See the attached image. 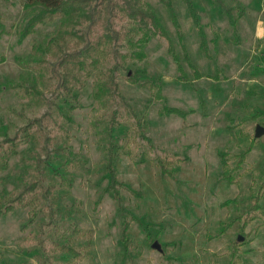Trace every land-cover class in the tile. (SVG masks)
<instances>
[{
	"label": "rangeland",
	"instance_id": "1",
	"mask_svg": "<svg viewBox=\"0 0 264 264\" xmlns=\"http://www.w3.org/2000/svg\"><path fill=\"white\" fill-rule=\"evenodd\" d=\"M145 1L170 36L190 81L178 79L167 43L159 38L145 48V61L129 62V67L145 71L138 75L141 83L159 84L169 107L194 113L186 119L159 116L161 102L129 84L128 74L120 71L121 94L148 122L147 135L155 147L151 160L141 164L127 154L139 151L136 143L144 144L134 137L132 122L121 120L111 127L103 119L113 110L124 113V104L102 109L93 99L94 76L78 91L79 104L59 92L51 58L39 50L56 35L59 22L40 26L21 41L20 32L38 10H26L24 0H0L7 32L0 42V144L26 135L24 129L41 122L39 141L23 138L8 170L0 172V205L15 207L0 218V264H38L43 249L53 242L83 249L87 258L58 255L50 264H232L235 249L245 253L244 264H264L263 222L247 229L256 232L249 238L241 236L238 221L217 236L223 223L248 213L252 182L256 191L264 182V134L256 137L257 128H264V0H222V5L194 0L208 54L184 0H172L182 40L168 9L158 0ZM225 9H232L237 32ZM183 48L202 79L194 78ZM27 59L38 64L19 61ZM27 82L42 96L25 97L22 86ZM253 141L246 163L237 171V157ZM143 147L140 151H147ZM109 150L116 156L121 203L110 190ZM158 159L171 163L178 173L164 174ZM223 162L239 184H229ZM36 182L35 192L27 195L28 207H19L21 191ZM125 221L130 222L126 234L131 245L122 241ZM75 229L94 232L90 247L88 239L72 234ZM155 242L161 251L153 247Z\"/></svg>",
	"mask_w": 264,
	"mask_h": 264
},
{
	"label": "trees",
	"instance_id": "2",
	"mask_svg": "<svg viewBox=\"0 0 264 264\" xmlns=\"http://www.w3.org/2000/svg\"><path fill=\"white\" fill-rule=\"evenodd\" d=\"M158 1L170 12L173 25L180 36V40H182L181 26L176 16L173 1ZM184 1L200 37L201 48L208 54V40L205 33V26L199 19L194 0ZM214 2L218 5L223 4L222 0H214ZM24 8L26 10L36 9L38 11L27 21L20 32L21 41L33 35L38 27L59 22L60 28L56 35L48 37L45 41V49L40 48L39 50H44V55L50 56L52 73L58 79L57 88L62 95L79 104V92L84 89L85 81L94 76L93 99L102 109L107 110L115 102L124 104V113L113 110L110 113H105L106 117L103 119L111 127L117 124L119 125L121 120H129L132 122V125L135 127L133 132L134 137L137 136L144 142L143 145H145L144 147L147 148V151H140L143 145L136 143L139 151L133 155L128 152V156L137 157V159H140L141 164H144L151 160L149 156L154 153L155 147L147 135L148 122L145 118H140L136 114V111L129 106L121 94L118 82L120 71H125L128 74L127 81L129 84L146 89L152 98L161 102L162 107L158 112L159 116H173L186 119L194 113V111L185 112L177 108L169 107L167 100L162 94L160 85L155 82L141 83L138 75L145 74V71L139 69L133 71L129 67V62L141 63L145 61L147 58L145 48L152 39L159 38L165 40L167 43V53L176 64L180 75L178 79L184 82L190 81L183 70L181 60L170 36L158 16L147 8L145 0H24ZM225 13L230 26L234 29V32H237V19L232 9H225ZM243 16L244 13L240 12L239 17L242 18ZM6 34L4 19L0 13V42ZM183 53L185 61L193 71L194 78L196 80L202 79V74L191 63L185 48H183ZM19 61L23 65L29 62H36L38 64L36 59ZM41 64L43 65L44 63ZM111 64L113 65L111 66ZM219 79L221 77L217 75L215 80L218 81ZM28 83L25 84V88L22 86V89L25 90L24 96L30 99L33 97H41L42 92L37 89V86L35 84L29 85ZM33 83H36V79L33 80ZM4 88L10 89L12 86H4ZM99 122L101 120L98 119V121L94 122V125L98 126ZM40 128L41 122L35 121L29 129L22 131L26 132V135H17L12 139H6L0 144V172L8 170L9 159L17 153V147L23 142V138L27 137L30 141L34 137V140L39 141L36 134L38 135ZM34 130L38 131L35 133ZM254 145L255 141L252 142L250 149L246 153H242L237 157L238 162L235 168L237 171L243 168L248 153ZM126 146L128 148L131 146L132 148V143L128 142ZM109 156L107 172L110 177V190L114 194V200L121 203L122 186L118 181L117 171L114 167L116 156L113 155L111 150H109ZM156 161L164 174L171 175L178 173L176 169L170 168L171 163H168L170 164L168 165L167 162L165 163L162 160L158 159ZM223 168L225 170L224 175L229 184H239V181L230 176L232 169H230L227 162H223ZM37 186L38 183L36 182L33 183V186H27L21 191L19 197L16 199L19 207L23 209L28 207L27 197L35 192ZM256 189L257 184L253 181L250 188V209L248 213L237 216L230 224L223 223L217 235L218 237L225 235L237 221L239 222V231L243 238H249L251 234H256L252 230L247 233V229L255 222L261 221L264 224V182L257 191ZM48 190L45 191L44 196L49 195L50 192ZM14 211V206L4 207L0 205V218ZM129 225L130 222L128 221H125L123 224L122 241L131 245L132 241L128 239L126 234ZM72 234L88 239V247L91 246V239L94 235L93 231L75 229ZM148 239L152 240V237L149 235ZM238 243L235 242L233 247L237 248ZM234 252L236 256L232 264H244L245 259L243 255L245 253H238L236 249ZM43 253L44 257L46 255L47 258L44 259L43 256L39 257L38 264H50V262H53L51 259L58 255H70L81 261L87 258V252L85 250L77 249L74 245L59 244L57 242L50 244L48 249L44 248Z\"/></svg>",
	"mask_w": 264,
	"mask_h": 264
},
{
	"label": "water",
	"instance_id": "3",
	"mask_svg": "<svg viewBox=\"0 0 264 264\" xmlns=\"http://www.w3.org/2000/svg\"><path fill=\"white\" fill-rule=\"evenodd\" d=\"M263 134H264V128L261 127V126H259V127L257 128V130H256V137L259 138V137L262 136ZM153 247H154L155 249H157L158 251H161L160 245H159L157 242L154 243Z\"/></svg>",
	"mask_w": 264,
	"mask_h": 264
}]
</instances>
